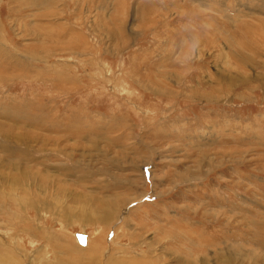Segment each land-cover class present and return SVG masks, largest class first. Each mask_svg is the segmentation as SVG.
I'll use <instances>...</instances> for the list:
<instances>
[{"label":"rangeland","instance_id":"374dc122","mask_svg":"<svg viewBox=\"0 0 264 264\" xmlns=\"http://www.w3.org/2000/svg\"><path fill=\"white\" fill-rule=\"evenodd\" d=\"M0 264H264V0H0Z\"/></svg>","mask_w":264,"mask_h":264},{"label":"water","instance_id":"95a60500","mask_svg":"<svg viewBox=\"0 0 264 264\" xmlns=\"http://www.w3.org/2000/svg\"><path fill=\"white\" fill-rule=\"evenodd\" d=\"M75 232V240L77 241L78 244L80 245H84L85 243V239H86V236L87 234L85 232H77V231H74Z\"/></svg>","mask_w":264,"mask_h":264},{"label":"bare ground","instance_id":"6f19581e","mask_svg":"<svg viewBox=\"0 0 264 264\" xmlns=\"http://www.w3.org/2000/svg\"><path fill=\"white\" fill-rule=\"evenodd\" d=\"M53 127H55V126L53 125ZM106 218H107V216H106ZM101 220H103V219L101 218ZM74 237H75V233H74ZM76 242H77V241H76ZM86 243H87V236H86V239H85V243H84V245L82 244L81 246H85ZM79 245H80V244H79Z\"/></svg>","mask_w":264,"mask_h":264},{"label":"crops","instance_id":"0c3cea01","mask_svg":"<svg viewBox=\"0 0 264 264\" xmlns=\"http://www.w3.org/2000/svg\"><path fill=\"white\" fill-rule=\"evenodd\" d=\"M80 46L82 47V46H83V44H80Z\"/></svg>","mask_w":264,"mask_h":264}]
</instances>
